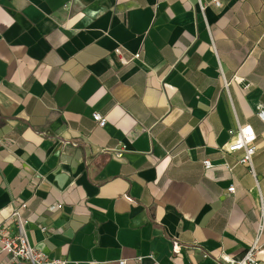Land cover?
Returning <instances> with one entry per match:
<instances>
[{"label": "crops", "instance_id": "crops-1", "mask_svg": "<svg viewBox=\"0 0 264 264\" xmlns=\"http://www.w3.org/2000/svg\"><path fill=\"white\" fill-rule=\"evenodd\" d=\"M214 1L0 0V226L26 203L30 244L68 264H219L254 244L264 0ZM236 121L256 178L224 150Z\"/></svg>", "mask_w": 264, "mask_h": 264}, {"label": "built area", "instance_id": "built-area-1", "mask_svg": "<svg viewBox=\"0 0 264 264\" xmlns=\"http://www.w3.org/2000/svg\"><path fill=\"white\" fill-rule=\"evenodd\" d=\"M214 6L220 8L222 6L221 0H215ZM114 53L119 56L120 50L117 49ZM134 58L135 60H138L140 54H136ZM121 63H125V61L121 59ZM223 81L224 87L227 90L231 85L232 80L228 81L223 78ZM256 116L260 122L264 124V108L259 110ZM92 117L99 127L103 128L106 126L107 120L100 113H94ZM229 135L230 141L224 148L225 152H242L239 164L246 166L250 173L256 178L253 157L257 150L255 145L257 134L254 128L251 125H242L236 121V127L229 131ZM126 150L125 146H121L120 148L113 150V152L117 157H121ZM203 164L207 170L213 167L210 161H204ZM228 192L235 193V187L231 186L228 189ZM258 203L260 221L257 231V240L242 256L238 258H230L222 255L217 259V263L259 264L257 260V253L261 248L259 239L264 232V199L261 195L258 199ZM26 208V203L15 207L11 216L0 226V264H68L69 262L65 260H49L43 252L37 250L30 244L26 231L29 221L23 216ZM126 263L127 262L124 260L118 262V264Z\"/></svg>", "mask_w": 264, "mask_h": 264}]
</instances>
